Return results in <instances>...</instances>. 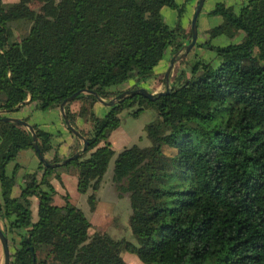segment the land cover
Returning <instances> with one entry per match:
<instances>
[{
  "label": "trees",
  "instance_id": "trees-1",
  "mask_svg": "<svg viewBox=\"0 0 264 264\" xmlns=\"http://www.w3.org/2000/svg\"><path fill=\"white\" fill-rule=\"evenodd\" d=\"M31 1L0 0V116L28 98L45 109L82 88L109 98L124 91L113 87L132 78L136 83L102 116L94 110V92L69 101L66 115L88 140L86 150L59 166L41 159L18 195L19 163L12 172L8 164L21 149L34 148V138L25 125L0 119V215L20 236L11 264H130L123 250L154 264H264V0L238 8L218 1L210 13L224 21L210 33H239V39L208 43L214 59L196 56L191 75L181 71L155 99L136 88L154 75L168 48L175 54L191 38L192 28L182 23L185 2L41 0L35 9ZM165 6L178 10L176 26L166 21ZM74 100L81 102L78 111ZM135 103L133 115L147 107L157 115L145 125L151 143L125 146L113 167L116 188L129 194L132 241L90 233L88 215L69 195L63 204L54 202L51 178L75 172L78 190L88 193L95 210L116 152L110 134ZM81 113L89 130L76 123ZM33 125L44 153L51 134Z\"/></svg>",
  "mask_w": 264,
  "mask_h": 264
},
{
  "label": "crops",
  "instance_id": "crops-1",
  "mask_svg": "<svg viewBox=\"0 0 264 264\" xmlns=\"http://www.w3.org/2000/svg\"><path fill=\"white\" fill-rule=\"evenodd\" d=\"M4 1L5 2H14L17 0H4ZM190 1L191 0H178L179 3L185 2L186 6H188V4H189V7H190V10L188 12L189 15L186 17L187 20L183 24L187 31L190 28H192L191 22H192V18H193V15L195 13V10H196V7H197L199 0H192L191 3H190ZM217 1H220V0H217ZM217 1H215V2L212 1V2L207 3V0H205L204 4L202 6V9L199 13L198 20H197V28H198L197 40H196L194 46L190 50V51H195V56L210 58V56L207 57L206 51L208 50V48H207L208 46H206V44H205L206 42H208V43L210 42V44H213L212 41L216 40L217 43H214L213 44L214 46L220 45V44H226L229 42L226 35L221 36V39L218 40V39L210 38V36L208 34L210 29L221 24L224 21V18L220 14H211L210 13V11L214 8ZM222 1L226 2V4H228V5H234L236 8H238L243 2H246L248 0H222ZM163 14H164V17L168 23H169V20H172L174 23L178 22V10L177 9H173V8L168 7V6H165L163 8ZM212 17L214 19L213 21H212ZM219 35H224V34H219ZM189 41H190V39L187 41V43ZM209 49L211 50V48H209ZM213 51L215 52V49ZM168 53H170V54L173 53L172 48H168L165 56ZM173 55H174V53H173ZM215 55H216V52H215L214 56ZM214 56H212V57H214ZM156 67H155V70H156ZM146 80L149 81V78ZM124 83H127L128 86H130V85L132 86V83L134 85L136 83V81H132V82L126 81ZM145 84H147V83H145ZM147 86L150 89L152 85L150 86L147 84ZM150 90L157 92V91H162L163 89H161V85L156 84V87L154 89H150ZM80 105H81V102L79 100H74L71 103V108L73 111H78ZM110 106L111 105H108V104L102 102L100 99H98V101H96V103L94 104V110L98 115L102 116L109 110ZM2 113L9 115V116L24 118V119L28 120L31 124H36L39 128H41L42 130H45L51 134L50 135V141L48 143V148L44 152V155L47 159L53 158L55 155L59 156L60 158H65L67 156L72 155V150H74L76 147L79 146L78 150H80L83 146L84 140H83L82 136L75 133L67 125L65 118H64V115L62 113V109L60 107V104L46 108V109H42L38 105V101H36V100L29 101V98H28L27 101L24 104H22L17 110L9 111V112H2ZM76 123L79 127L84 128L85 130H89L91 128V124L88 121L87 116L83 117V116H81V114H78L76 117ZM120 129H121V124L111 132L110 137H109V139L112 142V145L115 148L116 152H115L114 156L112 157L110 164H109V167H108V170L106 171V173L104 175L102 185H101L100 189L97 191L98 204H97L96 209L98 208V206L101 202V200H100L101 191L106 187V184H105L106 181L105 180H106L107 173H109V172L111 173L110 174L111 175V183H113V185H115L113 180H112V173H113L115 158H116L118 152L121 151L125 146L133 144V143H131V144L126 143L128 138H129V134L126 131L118 132V134L116 136H114L116 131H119ZM116 144H119L118 145L119 147H117ZM40 160H41V158L38 155V152L36 151V149L28 147V148L21 149L19 151L16 159H14L13 161H11L8 164V170L10 172H12L15 168V165L17 163H19V167L17 168V171H16V183L13 187V194L14 195H18L21 192V187L23 186V184L25 182V178H24L25 174L27 172L34 171L37 168V166L39 165ZM60 174H61V178H58L56 176V174H53L51 181L57 190V192L54 196V202L58 203V204H63L66 201L65 195H69V199L72 201V194H75L76 196H78V193H83V192H80L78 190V176L75 172H73V171H61ZM84 194L87 198L88 193H84ZM57 197H61L62 200H64V201L59 202L57 200ZM77 199L78 200L82 199V196L81 197L79 196ZM87 201H88V199H87ZM72 202L75 203L74 201H72ZM75 204L78 205V202ZM32 210H33V216L35 219L36 216L38 217V197L37 196L32 197Z\"/></svg>",
  "mask_w": 264,
  "mask_h": 264
},
{
  "label": "rangeland",
  "instance_id": "rangeland-1",
  "mask_svg": "<svg viewBox=\"0 0 264 264\" xmlns=\"http://www.w3.org/2000/svg\"><path fill=\"white\" fill-rule=\"evenodd\" d=\"M191 1H190V3H191ZM212 1L215 2L217 0H207V3L212 2ZM220 1H222V0H220ZM30 4L33 8L39 9L40 6L42 5V1L41 0H32L30 2ZM189 10H190V7L188 4V6L186 7V10L184 11V14L182 16V23L183 24L187 20L186 17L189 15L188 14ZM213 20L214 19L212 17V21ZM169 24L171 26L177 25V23H174L172 20H169ZM240 33H242V32L240 31ZM208 34H209L210 38L218 39V40L221 39V36L226 35V34H224V35H219V34L218 35H212L210 33V31ZM16 36L17 37L20 36L19 30H16ZM226 36H227L229 42L232 40L239 39L238 34H236L234 37H229L228 35H226ZM212 42H213V44L217 43L216 40H213ZM205 44H206V46H208L207 47L208 50L206 51L207 57L210 56V58H205V59H212V58L214 59V57L216 56V55L214 56L216 50H215V52L213 51L214 49L212 48V46L209 45L210 42H209V44H208V42H206ZM213 44H211V45H213ZM209 48H211V50ZM185 50H186L185 47H182L178 51V55L185 53ZM172 56H173V53L172 54L168 53L162 59V61L159 63V65H157L156 70L154 72V75L149 78V81L148 80L144 81L148 85H150V86L152 85L150 89H154L156 87V84L161 85V89H163V90L166 89L167 84H166V80H165V78H166L165 72H166V70H167V68L171 62ZM212 56H214V57H212ZM195 59H196L195 51H188L187 53H185V55L183 57L177 58L174 66L170 72V76H169L170 77V85H171L172 81L174 80V78L181 71H184L188 76L191 75L190 65L194 62ZM214 63H216L215 60H214ZM132 81H136V80L134 78L127 80V82H132ZM144 82H143V86L148 88L147 84H145ZM133 86H134L133 83H132V86L131 85L128 86L127 83H122V84L117 85L113 88L125 90V89L131 88ZM115 96L109 97V98L107 97L105 99L111 100ZM56 105L57 104L52 105V106H56ZM52 106H50V107H52ZM138 106H139L138 103H135L132 107L125 108L122 111L121 129L119 131H116L114 136H116L118 134V132L126 131L129 134V138H128L126 143H130V144L131 143H138V144L144 146V145H148L151 143L150 137L148 136L147 131L145 129V125H146V123H148L149 121H151L152 119H154L156 117L157 110L153 107H147V108H144L139 114L133 115L132 112L135 111V109ZM42 109H44V108H42ZM81 116L86 117L87 115L81 113ZM116 145H117V147H119L118 146L119 144H116ZM165 152L168 155H172L175 152V149L173 147L167 146V147H165ZM110 174H111L110 172L107 173L106 180H105L106 181L105 182L106 187L101 191V198H100L101 202H100L97 209L92 210L90 208L89 203H88L87 198H86L84 193H78V196H76L75 194H72V201H74L75 203L78 202V205L81 206L83 208V210L85 211V213L88 215V217L91 221V226L89 228L90 233H93L96 230H99L101 232L106 231V232L110 233L115 238L121 239V238L125 237V238H128L129 240L136 241V238L132 232V229H131L130 223H129V217H130V213H131L129 194L127 192L120 193L118 191L116 186L113 185V183H111V175ZM79 196L80 197L82 196V199L78 200L77 198ZM57 200L59 202L64 201V200H62L61 197H57ZM35 219H37V216ZM7 222H8L7 219L0 215V226L3 229L8 231V240H9V246H10V251H11V257H13V254H14L16 248L20 244V236L17 233L9 230V226H8ZM122 255L125 258V260L130 264H154V263L144 262L138 256V254L127 251V250H123ZM0 264H4V249H3V245H2L1 240H0Z\"/></svg>",
  "mask_w": 264,
  "mask_h": 264
},
{
  "label": "water",
  "instance_id": "water-1",
  "mask_svg": "<svg viewBox=\"0 0 264 264\" xmlns=\"http://www.w3.org/2000/svg\"><path fill=\"white\" fill-rule=\"evenodd\" d=\"M204 1L205 0H199L198 4H197V7H196V10H195V13L193 15V18H192V36L190 38V41L188 43H186V46H185V53H187L188 51L191 50V48L194 46L196 40H197V35H198V28H197V20H198V16H199V13L202 9V6L204 4ZM185 53L181 54V55H178V52L175 53L172 58H171V62L165 72V80H166V89L165 90H162V91H151L150 89L146 88L145 86H139L136 88V91L137 92H141L142 94H144L145 96H147L148 98L150 99H155L156 96L160 93H163V92H167L169 91L170 89V72L177 60V58L179 57H183L185 55ZM84 91H90V92H94L96 95H98V93L95 91V90H91L89 88H82L76 92H74L72 95L68 96L67 98H65L61 103H60V107L62 109V113L64 115V118H65V121L67 123V125L77 134H80V131L70 122V120L68 119L67 115H66V111H65V106L66 104L73 100L79 93L81 92H84ZM131 91V88H128V89H125L124 91H122L121 93H119L118 95H116L114 98H112L111 100H107L103 97H101L100 95H98V98L108 104V105H113L118 99H120V97L124 94H127ZM0 119H5V120H12V121H15V122H18L20 124H23L25 125L27 128H29L31 131H32V134H33V138H34V148L37 150L38 152V155L40 156L41 159L45 160L47 164H50L52 166H59V165H62L66 162H68L69 160L73 159V158H76L78 157L82 152H84L86 150V147H87V144H88V140L86 139V137H84L83 135L82 138L84 140V143H83V146L80 150L76 151L75 153H73L72 155L70 156H67L66 158H64L63 160L61 161H58V162H48L47 158L45 157L44 153L42 152L40 146H39V143H38V135L36 133V129L34 127L33 124H31L28 120L24 119V118H19V117H15V116H9V115H6V116H0ZM0 240L2 242V245H3V249H4V264H11V251H10V246H9V240H8V236L5 234L3 228L0 226Z\"/></svg>",
  "mask_w": 264,
  "mask_h": 264
}]
</instances>
